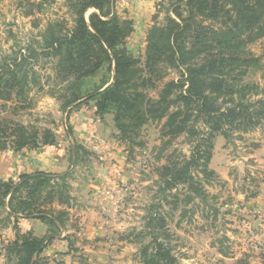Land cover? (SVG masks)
<instances>
[{
	"label": "rangeland",
	"instance_id": "rangeland-1",
	"mask_svg": "<svg viewBox=\"0 0 264 264\" xmlns=\"http://www.w3.org/2000/svg\"><path fill=\"white\" fill-rule=\"evenodd\" d=\"M24 1L0 0V58L39 42L50 21L59 18L71 25L63 0H33L42 4L30 17L24 16L29 8ZM170 5L169 0H113L114 12L133 22L134 33L126 42L133 56L144 59L146 32L162 25L166 14L173 17ZM245 51L259 58L257 68L244 78V83L259 86L261 94L251 98L257 100L264 97V39ZM47 62L41 58L35 65L42 87H32L29 104L0 102L7 105L0 115L39 132L50 130L55 143L0 150V180L16 183L21 175L44 173L54 182L66 175L69 205L49 204V190L41 188L36 205L56 219L51 226L38 214L10 215L5 200L0 206V264H20L19 254L8 248L17 233L42 243L34 264H142L141 250L152 238L146 229L150 215L164 218L165 235L158 238L176 264H264V122L246 132L233 130L228 137L216 134L208 164L213 174L192 167V181L163 189L161 167L169 157L188 160L193 150L186 134L167 137L164 120H152L132 139H122L114 114L96 113L94 95L65 104L63 88ZM111 76L105 66L86 79L83 96L110 83ZM172 79H178L175 72L164 81ZM156 94L150 91L152 97ZM195 188H202L200 195L193 194ZM33 219L44 225L41 237L27 225Z\"/></svg>",
	"mask_w": 264,
	"mask_h": 264
},
{
	"label": "trees",
	"instance_id": "trees-1",
	"mask_svg": "<svg viewBox=\"0 0 264 264\" xmlns=\"http://www.w3.org/2000/svg\"><path fill=\"white\" fill-rule=\"evenodd\" d=\"M24 2L29 6L26 17L42 4ZM169 2L173 17L168 13L162 25H152L147 30L142 59L126 47L133 22L114 12L113 0H63L71 16L70 26L59 18L50 21L39 42L0 58V102L28 105L32 87L39 86L35 65L45 58L63 88L65 104L94 95L91 99L96 113L114 114L122 139H132L152 120H164L162 131L167 137L186 134L193 150L188 160L179 162L169 157L161 167L163 189L192 181V167L212 175L208 164L213 137H228L233 130L246 132L264 122V97L251 99L261 94L259 86L244 83L249 69L257 68L259 63V58L245 50L264 39V0ZM89 10L93 12L86 19ZM105 66L112 72L111 82L102 83L83 96L84 81ZM171 72L178 79L164 81ZM150 91H157L156 97ZM6 106H0V110ZM54 143L50 130L39 132L0 115V150L20 151ZM65 176L56 177L54 182L44 173L21 175L16 183L10 178L0 180V206L8 199L10 215L38 214L37 219L53 226L56 219L39 210L35 197L45 188L49 190V204L55 201L68 206ZM201 191L202 188H195L192 192L200 195ZM48 212L54 214L51 209ZM164 227L162 216H148L146 229L152 238L141 250L142 264H176L158 238L165 235ZM15 238L8 243L10 251L19 254L20 264H34L42 243L27 233H17Z\"/></svg>",
	"mask_w": 264,
	"mask_h": 264
},
{
	"label": "crops",
	"instance_id": "crops-1",
	"mask_svg": "<svg viewBox=\"0 0 264 264\" xmlns=\"http://www.w3.org/2000/svg\"><path fill=\"white\" fill-rule=\"evenodd\" d=\"M146 27V26H144ZM146 29V28H145ZM134 33V32H133ZM138 31H136L135 34H133L132 38L131 39H134L135 38V35H137ZM130 40V39H129ZM260 200V197L258 198ZM27 225L30 226L32 229V234L34 236H38V237H41L43 235L42 233V227H44V225L42 223H40V221H38L37 219H33L32 221L30 222H27ZM11 230L7 228V234H9V237H8V240L11 239V236H10V232Z\"/></svg>",
	"mask_w": 264,
	"mask_h": 264
}]
</instances>
